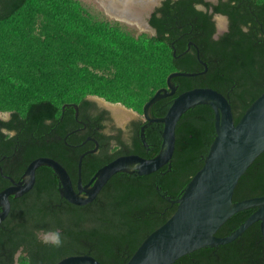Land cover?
<instances>
[{
    "label": "trees",
    "instance_id": "1",
    "mask_svg": "<svg viewBox=\"0 0 264 264\" xmlns=\"http://www.w3.org/2000/svg\"><path fill=\"white\" fill-rule=\"evenodd\" d=\"M210 7L228 18L227 30L218 37L213 36ZM149 22L156 29L153 35L96 17L80 0H0V111L10 112L8 119L0 117L4 174L18 180L31 160L50 156L65 166L76 186L79 155L93 146L91 141L82 143L87 133L80 130L81 120H91L94 128L102 125V112L87 114L88 107L98 108L87 97L96 95L142 113L144 103L166 86L170 72L204 69L196 49L206 71L174 76L176 92L152 104L153 116L164 115L180 92L209 86L227 96L236 123L263 92L264 0H162ZM189 41L193 45L187 49ZM162 129L161 122L153 121L142 137L137 126L125 144L119 136L96 130L101 146L115 137L120 148L86 153L82 182L118 155L153 156L160 148ZM214 135L212 107L204 103L188 108L176 125L170 166L148 174L118 171L85 204L61 196L55 170L40 165L32 188L9 196L10 211L0 222V264H13L18 251V264H55L65 256L85 253L102 264H125L142 240L175 211L173 200L203 165ZM10 184L0 172V190ZM263 194L264 150L240 176L233 201ZM254 209L236 211L215 234H229ZM57 230L61 246L42 242L39 233ZM263 260L264 243L255 221L234 240L199 247L171 264Z\"/></svg>",
    "mask_w": 264,
    "mask_h": 264
},
{
    "label": "water",
    "instance_id": "2",
    "mask_svg": "<svg viewBox=\"0 0 264 264\" xmlns=\"http://www.w3.org/2000/svg\"><path fill=\"white\" fill-rule=\"evenodd\" d=\"M217 0H212L216 3ZM206 9L204 6H199ZM209 12H213L210 7ZM216 15L227 16L213 12ZM119 20L130 21L117 17ZM224 28L219 29L221 33ZM192 43H188V47ZM175 54V51L173 52ZM197 58L204 65L199 71H172L166 79V86L158 88L144 103L143 115L146 120L163 124L162 141L159 150L151 157L136 153L121 154L100 166L86 182H82L81 164L83 156L95 148L79 155L77 179L74 186L65 166L50 156H38L26 166L20 179L9 175L11 184L0 190V222L10 211V195L19 196L32 188L35 173L40 165L51 166L57 173L61 196L75 204L92 201L108 179L118 171L151 173L170 161L175 149V129L180 116L197 104H209L214 111L215 135L204 157L203 165L188 181L180 196L173 201L177 204L172 215L160 226L151 231L135 249L125 264H171L179 257L205 246L228 243L242 234L255 221H259L264 243V194L233 201V192L240 176L254 159L264 150V90L246 108L239 120L234 122L231 104L225 94L209 86H197L180 92L162 116H153L152 104L160 98L174 95L176 86L174 76H193L207 69L206 62ZM76 114L78 107L75 105ZM255 207L244 221L227 235H216L217 229L236 211ZM19 253V252H18ZM55 264H102L91 254H71ZM261 264H264V260Z\"/></svg>",
    "mask_w": 264,
    "mask_h": 264
},
{
    "label": "flooded vegetation",
    "instance_id": "3",
    "mask_svg": "<svg viewBox=\"0 0 264 264\" xmlns=\"http://www.w3.org/2000/svg\"><path fill=\"white\" fill-rule=\"evenodd\" d=\"M103 1H104L103 3H106V0H103ZM147 1H151V2L149 4V7L145 11L141 12L142 13V23L137 21L134 18H129V20H130V22H133V23L135 22L136 24H139V26H141V28H140L141 31H139L137 33L148 32L149 34L153 35L156 33V29L150 24L149 20L151 18L152 13L155 11V9L161 5L162 0H147ZM197 6L199 7V6H203V5L198 4ZM105 9H106L105 11H107V13L114 15V20L119 21V19L117 17L128 19L125 16L122 17L119 15H116L112 11L108 10L106 8V6H105ZM214 20H215L216 30H215V33L213 34V36L218 37L221 33H223L225 30H227L228 18H227V20L225 19V25L224 26H226V28L223 29V31L219 34L217 33L216 19H214ZM189 42H191V41H189ZM192 45L193 44H191L189 46V48H187V49H190ZM187 47H188V44H187ZM197 51L199 52V50L196 49V55H197ZM87 98L89 100L93 101L98 107L97 109L92 108V107H88L86 110L87 114L91 115V114H94L95 112H99V111L102 112V117H101V120H102L101 124L102 125L99 126V124H96L95 128H94L90 124V123H92L91 120H89V121L88 120L87 121L81 120L82 127H80V130L87 133L86 138L83 140L82 143H86L88 141L93 142V146L86 149V151L95 148V151H89V152H99L101 150V148L103 147V148H107V150L110 152L115 147L116 148L119 147L117 142L115 141V137L108 139V141L106 143L103 142L102 146H101L100 142L95 137L96 130H98L100 133H104L106 135L119 136L120 140L125 144V143H128L130 141L131 136L134 134V130L137 128V126L140 129L139 135L143 137L144 136V129L153 122V121L146 120L144 115H143V112L139 113V112L133 110L132 108H128V107L124 106L120 102H110V101H107L104 98L96 96V95H89ZM115 107H117V108L119 107L123 111H126L127 115L123 116V114H121L120 118H119L113 109ZM150 112H151V110H150ZM0 117L3 119H8L10 117V112L9 111H0ZM87 118L89 119V117H87ZM143 144L146 145L147 143L143 140ZM45 234L46 233L41 232V233H39V236L41 238H43ZM18 252H20V251H18ZM18 252L15 255V259H14L13 264H18V262H17V256L19 254Z\"/></svg>",
    "mask_w": 264,
    "mask_h": 264
},
{
    "label": "bare ground",
    "instance_id": "4",
    "mask_svg": "<svg viewBox=\"0 0 264 264\" xmlns=\"http://www.w3.org/2000/svg\"><path fill=\"white\" fill-rule=\"evenodd\" d=\"M104 2L103 0H101ZM151 1L147 0H106V3L104 5L106 8L116 15L134 18L137 21L142 23V11H145L150 4ZM216 24L219 29L224 27L225 25V18L222 15H216ZM116 115L120 118V115L123 114V116L127 115L126 111H123L119 107L113 108Z\"/></svg>",
    "mask_w": 264,
    "mask_h": 264
},
{
    "label": "rangeland",
    "instance_id": "5",
    "mask_svg": "<svg viewBox=\"0 0 264 264\" xmlns=\"http://www.w3.org/2000/svg\"><path fill=\"white\" fill-rule=\"evenodd\" d=\"M80 1L84 5V7L94 16L99 17V18L108 17L110 19H114V15L107 13V11H105L106 10L105 5L101 0H80ZM119 21L125 24L127 27H129L131 30H133L136 33L141 31L140 29L141 26H139V24H136L135 22L133 23L130 21H125V20H119Z\"/></svg>",
    "mask_w": 264,
    "mask_h": 264
},
{
    "label": "clouds",
    "instance_id": "6",
    "mask_svg": "<svg viewBox=\"0 0 264 264\" xmlns=\"http://www.w3.org/2000/svg\"><path fill=\"white\" fill-rule=\"evenodd\" d=\"M42 242L51 244L55 247H59L63 243L61 233L58 230L46 233L42 239Z\"/></svg>",
    "mask_w": 264,
    "mask_h": 264
}]
</instances>
